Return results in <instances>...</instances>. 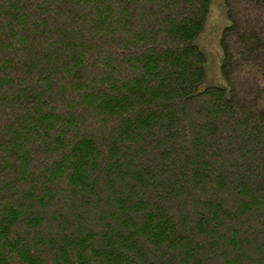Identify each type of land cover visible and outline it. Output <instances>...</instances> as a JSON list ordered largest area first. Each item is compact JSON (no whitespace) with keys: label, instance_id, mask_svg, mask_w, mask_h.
<instances>
[{"label":"trees","instance_id":"16d2710c","mask_svg":"<svg viewBox=\"0 0 264 264\" xmlns=\"http://www.w3.org/2000/svg\"><path fill=\"white\" fill-rule=\"evenodd\" d=\"M0 0V264H264V0Z\"/></svg>","mask_w":264,"mask_h":264},{"label":"rangeland","instance_id":"374dc122","mask_svg":"<svg viewBox=\"0 0 264 264\" xmlns=\"http://www.w3.org/2000/svg\"><path fill=\"white\" fill-rule=\"evenodd\" d=\"M229 23L225 0H209V13L204 23V29L193 40L204 55V77L196 85L197 90L208 85H218L228 91L229 84L222 73L224 55L221 47V35Z\"/></svg>","mask_w":264,"mask_h":264}]
</instances>
